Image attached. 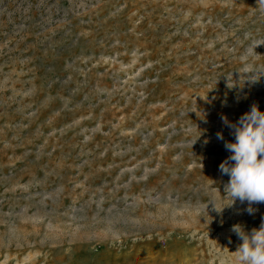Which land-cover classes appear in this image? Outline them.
<instances>
[{
  "label": "rangeland",
  "instance_id": "obj_1",
  "mask_svg": "<svg viewBox=\"0 0 264 264\" xmlns=\"http://www.w3.org/2000/svg\"><path fill=\"white\" fill-rule=\"evenodd\" d=\"M253 105L257 0H0V264H238L264 203H208Z\"/></svg>",
  "mask_w": 264,
  "mask_h": 264
},
{
  "label": "clouds",
  "instance_id": "obj_2",
  "mask_svg": "<svg viewBox=\"0 0 264 264\" xmlns=\"http://www.w3.org/2000/svg\"><path fill=\"white\" fill-rule=\"evenodd\" d=\"M257 8L264 13V0H257ZM221 119L232 130L235 140L225 142L224 147L231 155L219 165V171L230 177L224 185L223 198L231 204L221 207H217L215 201L208 204H212L217 213H222L237 200L241 204L247 202L246 211L251 215L253 204L264 203V112L253 105L234 124L227 117ZM217 138L224 139L222 133H217ZM232 231L242 241L235 252L238 264H264V222L251 232H246L239 224L233 225Z\"/></svg>",
  "mask_w": 264,
  "mask_h": 264
}]
</instances>
